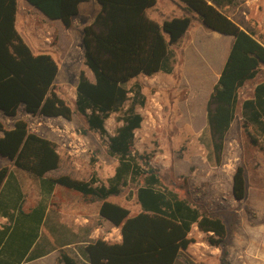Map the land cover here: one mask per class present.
I'll use <instances>...</instances> for the list:
<instances>
[{"label":"trees","instance_id":"16d2710c","mask_svg":"<svg viewBox=\"0 0 264 264\" xmlns=\"http://www.w3.org/2000/svg\"><path fill=\"white\" fill-rule=\"evenodd\" d=\"M50 19H60L69 27L86 0H28ZM197 13L201 23L223 35L233 37L206 104L209 132L207 158L214 165L222 161L226 134L239 108L241 127L249 142L264 151V80L250 96L239 100V89L247 80L264 74V43L254 32L232 20L225 9L236 0H180ZM100 10L82 31L84 64L93 79L82 70L75 87V111L85 117L87 126L105 134V120L118 112L121 121L108 135V152L117 158L113 175L106 184L96 179L80 180L67 174L47 178L53 185L100 200L99 215L120 227L121 239L110 242L96 238L85 244L88 264H175L193 241L192 227L206 234L213 246H224L228 230L222 215L189 196H180L165 185L147 156L133 149L134 131L142 122L137 105L145 96L134 81L143 74L170 73L177 42L187 31V16L171 17L158 23L146 16L156 0H97ZM17 0H0V111L13 118L10 127L0 122V156L12 161L16 169L35 177L59 167L56 143L28 128L17 118L22 105L30 115L71 119L73 109L55 90L58 71L55 58L33 53L15 27ZM129 93H132L129 96ZM8 167H0V184ZM128 182L135 183L140 210L129 209L107 199L121 193ZM231 194L246 197L245 169L237 165L232 174ZM64 264H79L61 250Z\"/></svg>","mask_w":264,"mask_h":264},{"label":"rangeland","instance_id":"374dc122","mask_svg":"<svg viewBox=\"0 0 264 264\" xmlns=\"http://www.w3.org/2000/svg\"><path fill=\"white\" fill-rule=\"evenodd\" d=\"M260 1L236 0L225 12L231 15L238 11L239 22L263 37L264 25L259 26L257 22L264 15V2L261 5ZM146 16L158 23L171 17L187 16L190 25L185 34L171 44L174 58L170 73L140 74L127 83L130 87L134 81L139 82L145 96L144 104L136 108L142 115V122L134 131L133 149L148 157L169 188L220 213L228 230L224 246L218 247L210 245L206 234L194 225L189 233L193 241L181 252L175 264H249L246 259L251 257L264 264V204L261 205L264 203V151L252 145L240 129L239 108L226 134L221 163L214 165L207 158V99L226 59L232 37L205 27L197 13L180 0H156V4L147 9ZM82 20L87 22L90 17H82ZM68 33L75 37L61 40L60 47L54 37L52 45H57L53 50L59 65L55 90L73 109L71 119L42 115L25 117L24 114H17V118L26 120L31 131L53 132L60 156L59 167L53 174H67L80 180L94 176V184H106L117 165V158L108 152V135L121 124L119 113L109 115L105 120L107 133L101 134L89 129L85 117L75 111V87L80 71L91 79L93 76L84 64L83 45L79 39L80 36L82 40V32L77 24H72ZM261 80H264L263 73L250 81L249 86L240 88L239 100L252 93L253 82ZM13 120L0 116V122L7 127ZM63 127L65 132H60ZM237 165L245 169L247 192L246 198L239 201L231 194L230 179V171ZM57 192L83 197L85 220L82 232L79 230L78 233L79 239L80 233L83 234L84 244L96 238L120 241V227L98 213L100 200L63 187ZM107 199L128 208L131 214L140 210L134 182H128L121 193L109 195ZM69 253L79 264H88L85 254L78 257L73 247L69 248Z\"/></svg>","mask_w":264,"mask_h":264},{"label":"crops","instance_id":"0c3cea01","mask_svg":"<svg viewBox=\"0 0 264 264\" xmlns=\"http://www.w3.org/2000/svg\"><path fill=\"white\" fill-rule=\"evenodd\" d=\"M263 2L264 0L260 1L261 5H263ZM100 7L97 0L80 2L78 13L72 18L71 25L77 24L78 30L82 32L83 27L93 21ZM91 11L92 13H90ZM227 15L244 27L238 20L241 18L238 11ZM82 17H90V20L83 21ZM257 22L259 26L264 25V15L263 18L262 16L259 17ZM71 25L66 27L60 19L46 17L28 0H17L15 27L33 53H47L54 58L53 48L57 45H52L53 38L58 39L60 47L62 45L61 40L63 41L69 36L75 37L68 33ZM254 35L264 43V36L260 37L256 31ZM79 39L82 42L80 36ZM232 42L233 37L230 40V46ZM230 46L227 49V54ZM58 71L54 84L56 83ZM252 80H247L241 88L249 86ZM258 82L252 83L250 92ZM17 114H24L25 117L30 116L29 113L24 111L22 105L19 107ZM0 116L3 119L8 118L1 111ZM238 117L241 123V114ZM3 122L5 121L3 120ZM3 125L7 127L4 123ZM240 129L242 130L241 126ZM35 132L55 141L53 132L46 130L41 133ZM1 166L8 167V175L0 184V264H64L58 261L60 251L63 250L73 257L69 253L70 247L75 249L78 257H82V254H85V242L81 233L79 239L78 232L79 230L82 232L85 220L83 197L77 194H59L57 191L62 186L53 185L47 179L58 175L53 174L54 170L46 172L42 177H35L16 169L12 161L3 156H0ZM233 172L234 169L230 171L231 180ZM79 199H81V202L78 201ZM73 258L76 260L75 257ZM246 262L249 264H262L253 257L246 259Z\"/></svg>","mask_w":264,"mask_h":264},{"label":"built area","instance_id":"2783aa9c","mask_svg":"<svg viewBox=\"0 0 264 264\" xmlns=\"http://www.w3.org/2000/svg\"><path fill=\"white\" fill-rule=\"evenodd\" d=\"M50 119V118H48ZM60 132H65V128L63 127L62 129L59 130Z\"/></svg>","mask_w":264,"mask_h":264}]
</instances>
